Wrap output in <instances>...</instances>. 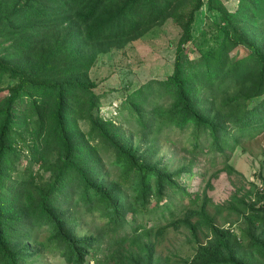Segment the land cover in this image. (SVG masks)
<instances>
[{
    "label": "trees",
    "instance_id": "obj_1",
    "mask_svg": "<svg viewBox=\"0 0 264 264\" xmlns=\"http://www.w3.org/2000/svg\"><path fill=\"white\" fill-rule=\"evenodd\" d=\"M203 4L218 16L196 41ZM168 18L180 28L172 72L129 92L116 120L104 117L90 75L99 54ZM240 44L247 52L231 60ZM262 129L264 0L233 10L223 0H0V264H45L48 254L67 264H264V178L227 203L238 231L207 207L211 177L238 172L231 162L200 191L182 182L195 148L223 152ZM178 131L189 157L171 167L158 139ZM174 194L190 199L178 212ZM181 226L193 253L158 255L155 238Z\"/></svg>",
    "mask_w": 264,
    "mask_h": 264
},
{
    "label": "rangeland",
    "instance_id": "obj_2",
    "mask_svg": "<svg viewBox=\"0 0 264 264\" xmlns=\"http://www.w3.org/2000/svg\"><path fill=\"white\" fill-rule=\"evenodd\" d=\"M223 2L232 10L237 4V0H223ZM217 16L218 12L208 10L206 4L200 7L193 23L196 41L200 40L198 33L206 27V20L217 18ZM179 30V26L168 18L162 24L151 28L138 40L127 42L122 47H113L109 51L99 54L92 65L90 75L97 82L96 91L101 94V113L104 117L112 114L116 120L118 105L129 92L149 78H162L172 72ZM246 52L245 46L240 44L233 47L228 56L234 60ZM143 101L144 99H139L138 102L142 104ZM124 127L126 131L131 130L127 124H124ZM165 137H170L174 141ZM183 141L184 134L179 131L172 135L160 134L158 153L164 154V158L171 167L181 161V155L186 154L189 157L188 153L180 148ZM223 150V152L218 149L208 152L206 146H201V149L195 148L196 162L192 165L190 173L182 175V182L188 191H200L205 184V178L210 176L212 170L222 167L225 161L231 162L238 172L221 170L217 176L211 177V187L207 188V194L212 201L207 202V207L211 213L217 214L216 223L218 224L227 225L237 219L232 227L238 231V225L243 222L237 218L235 212L227 208V203L231 201L233 193L245 192L252 188L253 183L257 186L261 185L262 178H264V129L256 136L240 138L238 145L232 148L225 147ZM23 151L25 152V150ZM19 161L21 158L16 161L17 165H20ZM15 172L16 170L13 174ZM112 174L110 171L109 176ZM45 175H48V172H45ZM171 200L177 207L176 212L190 202L188 196L181 194L172 195ZM217 206H220V211H217ZM137 220H140L139 216ZM162 221L164 220H160V222ZM82 223L79 226L81 230L92 228V223L88 221H82ZM45 232L44 229L40 230V236L42 237ZM189 235V231L184 226L178 229L168 227L164 235L155 238V252L162 257L170 255L173 259L191 255L194 248L193 241L188 240ZM199 237L204 240L202 235ZM44 261L45 264H67L61 257L50 254L45 256ZM262 262L264 263V260ZM86 264H93V262L90 260Z\"/></svg>",
    "mask_w": 264,
    "mask_h": 264
}]
</instances>
